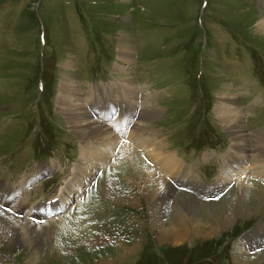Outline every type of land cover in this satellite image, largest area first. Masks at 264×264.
<instances>
[{
    "label": "rangeland",
    "instance_id": "rangeland-1",
    "mask_svg": "<svg viewBox=\"0 0 264 264\" xmlns=\"http://www.w3.org/2000/svg\"><path fill=\"white\" fill-rule=\"evenodd\" d=\"M259 14L264 16V0H0V182L25 192L9 203L0 200V216L40 226L15 230L9 240L0 231V264H264V234L256 240L259 247L246 238L264 226V209L227 227L211 214L225 209L241 180L264 190V158L254 153L264 138ZM125 37L130 61L121 59ZM67 85L78 90L69 104L88 110L91 88V94L120 88L127 99V93L132 96L126 114L112 112L108 121L114 144L84 141L73 131L62 102ZM115 96L113 110L121 101ZM227 97L235 99L228 111L242 117L249 158L232 177L223 175L232 179L223 184L226 156L241 151L233 149V123L222 111ZM145 110L159 113L149 120ZM151 133L156 137L149 138ZM152 139L158 155L147 149ZM83 145L96 149L94 155L84 158ZM128 149L154 167L175 191L172 196L147 201L134 170L125 165ZM160 154L174 156L177 170L156 166ZM189 175L195 184H184ZM70 181V187L83 185L68 192ZM182 195L201 207L186 215L203 236L191 231L187 242L161 244L155 204H167L166 223ZM62 198L64 207L44 215L43 208Z\"/></svg>",
    "mask_w": 264,
    "mask_h": 264
},
{
    "label": "bare ground",
    "instance_id": "bare-ground-1",
    "mask_svg": "<svg viewBox=\"0 0 264 264\" xmlns=\"http://www.w3.org/2000/svg\"><path fill=\"white\" fill-rule=\"evenodd\" d=\"M259 15H258L259 22L256 26V29L261 34L264 35V16H262V15L259 16ZM127 40L128 39L125 37L124 45L121 47V59L125 60V61H130L132 53L130 52L131 46L129 45V42H126ZM68 79L70 81L72 78H68ZM61 91H62V94L64 92V94L62 96V102L64 101L63 104L65 105V108H67V109L69 108L68 111L65 112L66 117L68 116V118H69L68 124L69 123L71 124V128L73 129V131L76 134H78L84 141H88V140L91 141V139L95 140V141L96 140L97 141L98 140H100V141L105 140V142H107V143L114 144L113 141L116 140V138L114 137L115 132H113L114 130H112L113 129L112 125L111 126L109 125V123L112 121L111 114H112V112H114V113L119 112V114L124 112L126 114V111L128 109V105H126V104H127V101H128V103H132L130 101L133 99L132 96L129 93H127V96H128V99H127L126 95L121 91L120 88L118 90H115V89L107 90V93L105 95H103L102 93L99 94V91L91 94V91H92V88H91V90H89V92H88L87 100H92V102L94 101L95 103L93 102V104H92L93 108H91L92 111H90L91 109L90 110L86 109L87 107H84V105L78 106V105H74V104L73 105L69 104L71 97H75L76 99H78L77 88L72 87V89H70L69 86L67 85V86H62ZM115 94H117V97L118 98L120 97V100H121L118 102L119 104L115 108L116 111L113 110L112 107H110V105H109L110 100H112V99H115V101L118 100L116 98ZM109 97H111V98H109ZM232 101H235V99H233V98L229 99L228 97L224 98L223 99V107L226 109H222V111L223 110L227 111L224 114L225 119L231 118L230 121H231V123H233L232 127L229 128L230 133L233 136L232 138H234L233 139V141H234L233 149H235V151H239V150H241V151L239 152L238 155H235L234 153H232L233 151H230L229 156L228 157L226 156L227 161L225 163V167H224L225 169H223L224 174H222V177L219 180L223 184H225L226 181L227 182L232 181L231 178L230 179L226 178V180H224L223 175H227L229 177H232L233 175H231V174H235L241 168L243 169V166H244L245 162L247 161V157H248V155H247L248 150L247 151L245 150L246 149V145H245L246 142L245 141H246L247 136L244 134V131L242 129L243 128L242 123H241L242 117H241V115H237V114L233 115L232 112L228 111L229 107H227V106H229V104L234 105V102H232ZM136 102H137V100H136ZM100 105H101V107H104V106L106 107V112L104 110L102 111V109H101V111L98 110L99 109L98 106H100ZM108 107H110V108H108ZM124 107H126V110H124ZM138 109L139 108H136L135 109L136 112L134 111V115L135 116L137 115V118L139 117L140 110H141L140 109L138 111ZM96 110H98V111H96ZM145 111H147V112H145L144 113L145 115L143 114V116L148 117L149 120L151 119V115H157L159 113L158 110H154V111L145 110ZM95 112H97V113H95ZM131 120H133V119L130 118V121ZM108 121H110V122L108 123ZM141 128L144 129V127H141ZM146 129H149V128L146 127ZM124 134H125V132H124ZM156 135L157 134L154 135V133H151V134H149V138H155ZM102 139H104V140H102ZM152 141H155V140L152 139L148 143L147 149L153 150L152 153L158 155L157 151L155 149H153L154 147H158L157 143L154 146L151 144ZM85 146H86V149H85ZM127 147H128V145H127ZM159 147L161 149H163V146L161 144ZM83 148L84 149H82V150L84 151V156H83L84 158H85V156H93L94 154H91V153L96 152L95 151L96 149L94 150V148H87V145H83ZM125 148H126V146H125ZM125 153H126L125 154V158H126L125 165L130 164V167L134 170V172L138 178V182L140 184V187H141L140 192L143 194V196L148 198L147 201L151 200V203H152V202H154L152 200L155 197L170 196V195L172 196V193H174L175 191L173 190V188L171 186H169L168 183H166L164 180H162V178H159V175L156 174L157 172L155 173L153 171L154 167H153V169L149 168L146 166V163H144V161L137 159V158H134V153L132 154V151L129 149ZM254 153H255V158H257V157L264 158V138L263 137L258 138V142H256V145H255ZM100 154L101 153L99 152V153H96L95 155L97 157H100L101 156ZM233 156H235V157H233ZM160 160H161V162L156 164V166L159 165L163 169L168 170L170 172L175 170L179 166V165L177 166V161L175 160L174 156H171V155L162 156V154H160ZM141 162H143V164H145V166L143 165L144 167L141 165L142 164ZM262 162H264V160ZM155 163L156 162H154V164ZM44 167H46V169L51 168V166H48V165L44 166ZM259 167H260V170H264V164L260 165ZM186 170L188 171L187 168H186ZM181 176H182L181 179L186 178V176L183 174ZM29 179H30V177H29ZM178 181H179V179H178ZM186 181H188V183H184V184H193V183L195 184L194 181H196V179H195V177H193L191 175L190 177H188V179ZM30 182H31V180H30ZM23 183H24V180H23ZM36 183L37 182H35V184ZM77 183H79V185H78V189H79L81 184H82L81 182H76V183L74 182V185H72V187H70L71 186L70 185L71 181H70V183H68V185H67L68 192ZM146 183L150 184V186H152L151 190H148L146 188V185H147ZM0 184H1L0 200H5L7 203H9L12 200L11 198L13 196H16V195H19L20 197L24 196L23 193H25V192H23V191L20 192L22 190L21 189L22 186L21 187L18 186L17 187L18 189H13L15 191L12 192V190H11L12 187L8 190L9 187H7L2 181L0 182ZM25 184H26V182H25ZM35 184H34V187L37 186ZM225 187H223V188H225ZM116 188L119 191L122 188L121 184L117 181H116ZM137 188H138V186H137ZM193 188H195V187H193ZM218 190H220V189H218ZM17 191H18V193H16ZM31 191H32V189L29 191V193H31ZM205 191H206V189H205ZM215 191L216 190L210 191V193H208V194H211V193L214 194ZM232 191L234 193V198H231L230 203L225 205V209L219 207V209H216V211L213 209L214 214L211 213L212 215H214L213 219L218 222L220 227L230 226L236 218H238L242 215L244 216L245 214L247 216L256 215V214L259 215L262 212V210L264 209V190L262 189V187L260 188V187H257V186L255 187L254 185H251V182L249 179L239 181L236 188ZM13 193H16V194H13ZM141 193H140V195H141ZM120 195H121V193H120ZM121 197L123 200L126 199L125 198L126 196L124 194H122ZM67 198L69 199V197H67ZM67 198L66 199L62 198V199H65V201H67ZM162 201H163V199H162ZM177 202H178L177 205L174 204L175 205L174 213L171 214L170 220H168L166 223L164 222L165 218L167 217L166 215L167 214L169 215V213H170L169 208H167V204L161 205L162 202L161 203L157 202L155 204V207H154L155 211L153 212V219L156 223V226L161 230V232L158 236L161 244H182L184 242H187V241H189V239L192 238L191 233H190L191 231H192V234H194L193 237L199 238V236L201 237V235H202V232L200 230L201 226L199 227L197 225L195 227H192V220L195 221V219L191 220L186 215V212H190L192 214H198L200 211H202L201 207L194 201L193 198H191L189 196L182 195L177 200ZM26 204H28V203H26ZM61 204L56 206L54 208V210L62 208L64 205H61ZM0 207L3 208V206H0ZM223 211H224V213H223ZM9 219H11V218L9 217ZM9 219L6 216H3V217L0 216L1 236H3V237L5 236L7 239H8L7 235L11 234V233H15L16 232L15 230L27 233L30 230H34V229H37L38 227H40V226H37V224H31V223L30 224H21L19 222H14V221L12 222ZM15 221H17V220H15ZM2 228L9 230V232L4 231ZM215 231L216 230H212L210 233H204V238H208L210 235L215 233ZM248 234H247L248 236L246 237L247 242L249 244L251 243L254 245L257 242L256 240H257L258 236L260 234L261 235L264 234V226L262 225L261 229H260V227H257L254 231L252 230ZM262 238L264 239L263 236H262ZM13 239L14 238H12L11 240H13ZM263 244L264 243H261L260 246H262ZM258 245L259 244L257 242V246ZM244 247H245V244H244ZM135 248H137V246L134 247L133 249H131V251H129L128 253L133 252L135 250ZM253 249H255V248H253ZM261 257L264 258V253L261 255Z\"/></svg>",
    "mask_w": 264,
    "mask_h": 264
}]
</instances>
